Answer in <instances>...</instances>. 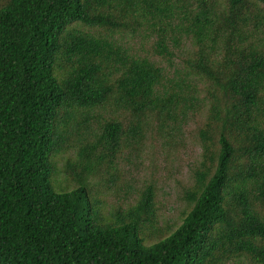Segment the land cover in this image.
<instances>
[{
  "label": "trees",
  "instance_id": "obj_1",
  "mask_svg": "<svg viewBox=\"0 0 264 264\" xmlns=\"http://www.w3.org/2000/svg\"><path fill=\"white\" fill-rule=\"evenodd\" d=\"M0 264H264V0H0Z\"/></svg>",
  "mask_w": 264,
  "mask_h": 264
},
{
  "label": "rangeland",
  "instance_id": "obj_2",
  "mask_svg": "<svg viewBox=\"0 0 264 264\" xmlns=\"http://www.w3.org/2000/svg\"><path fill=\"white\" fill-rule=\"evenodd\" d=\"M183 49L191 52L194 48L191 43H185ZM181 57H186L183 52ZM201 122L202 119L198 118L190 123L186 148L169 159H164L158 153L147 154L146 164L139 170L133 165L125 164V169L129 171L128 177L136 179L139 187L152 180L156 181L159 215L164 226L181 223L180 218L186 209L182 195L190 180L192 169L199 160L200 148L195 137ZM154 163L157 164L154 166L156 170L152 166Z\"/></svg>",
  "mask_w": 264,
  "mask_h": 264
}]
</instances>
